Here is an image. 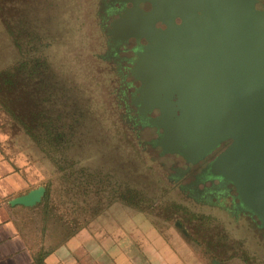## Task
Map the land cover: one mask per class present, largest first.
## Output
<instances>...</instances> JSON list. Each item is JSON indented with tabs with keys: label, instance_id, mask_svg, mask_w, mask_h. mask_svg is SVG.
I'll list each match as a JSON object with an SVG mask.
<instances>
[{
	"label": "rangeland",
	"instance_id": "1",
	"mask_svg": "<svg viewBox=\"0 0 264 264\" xmlns=\"http://www.w3.org/2000/svg\"><path fill=\"white\" fill-rule=\"evenodd\" d=\"M100 4L0 0V88L12 82L11 88H23L7 92V98H16L35 140L47 141L44 147L60 140L42 151L52 162L58 158V173L74 172L81 190L86 184L104 204L144 210L147 222L177 239L178 251L227 259L247 254L264 262V230L233 213L229 201L220 207L193 194L191 175H179L183 163L143 143L147 137L125 115L120 75L107 58Z\"/></svg>",
	"mask_w": 264,
	"mask_h": 264
},
{
	"label": "water",
	"instance_id": "2",
	"mask_svg": "<svg viewBox=\"0 0 264 264\" xmlns=\"http://www.w3.org/2000/svg\"><path fill=\"white\" fill-rule=\"evenodd\" d=\"M140 1L133 10L149 30L134 34L148 40L134 61L136 103L141 125L161 130L147 144L197 163L229 141L204 171L232 184L264 227V10L257 0H149L147 12ZM44 192L11 204L35 205Z\"/></svg>",
	"mask_w": 264,
	"mask_h": 264
},
{
	"label": "crops",
	"instance_id": "3",
	"mask_svg": "<svg viewBox=\"0 0 264 264\" xmlns=\"http://www.w3.org/2000/svg\"><path fill=\"white\" fill-rule=\"evenodd\" d=\"M11 84L0 88V264H264L247 254L227 259L178 251L177 239L147 222L144 210L104 204L86 184L81 190L75 173H58V158L53 163L42 151L60 140L45 147L47 141L35 140L16 98L6 96L23 88ZM40 186L45 192L35 205L11 204Z\"/></svg>",
	"mask_w": 264,
	"mask_h": 264
},
{
	"label": "flooded vegetation",
	"instance_id": "4",
	"mask_svg": "<svg viewBox=\"0 0 264 264\" xmlns=\"http://www.w3.org/2000/svg\"><path fill=\"white\" fill-rule=\"evenodd\" d=\"M136 0H100V19L103 30L107 36V58L113 60L121 79V97L127 102L125 106V115L134 124V128L138 135L147 137L143 143L146 145L159 136L161 130L148 125H141L142 116L140 113L139 104L136 103V98L140 96L138 89L142 82L137 79L133 73L135 67V59L144 45L148 44L145 36L136 37L134 34H139L146 31L147 28H142L145 23L140 19L139 14L133 10ZM198 1V0H197ZM140 9L144 11L152 10V3L149 0L138 2ZM255 7L259 10H264V0H257ZM200 13V12H199ZM175 22H182L180 17H176ZM155 27L166 29L167 25L162 21H157ZM149 30V29H147ZM151 117L159 115V110L154 109L149 114ZM227 141L216 148L204 160L197 163H190L179 154H162V148L156 146L152 148H160L161 155L164 157H174L181 161L184 165L181 168L180 176L191 175L192 180L189 182L188 188L193 194H196L201 199L213 200L216 206L223 207V201H229L230 209L235 214H243L250 219L251 222L257 223L258 228L263 229L260 221L256 216L243 210L240 205V200L237 198V192L232 184L224 182L220 177L213 176L204 171L214 158L229 144Z\"/></svg>",
	"mask_w": 264,
	"mask_h": 264
}]
</instances>
